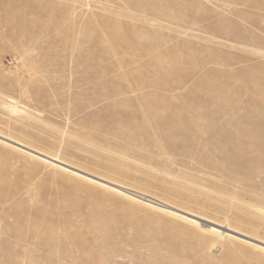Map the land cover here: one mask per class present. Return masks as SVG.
I'll list each match as a JSON object with an SVG mask.
<instances>
[{
  "label": "rangeland",
  "instance_id": "1",
  "mask_svg": "<svg viewBox=\"0 0 264 264\" xmlns=\"http://www.w3.org/2000/svg\"><path fill=\"white\" fill-rule=\"evenodd\" d=\"M0 264H264V0H0Z\"/></svg>",
  "mask_w": 264,
  "mask_h": 264
}]
</instances>
